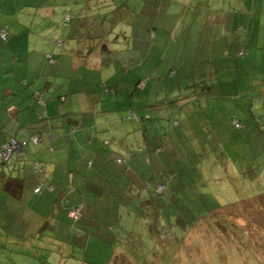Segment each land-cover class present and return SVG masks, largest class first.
<instances>
[{
	"label": "rangeland",
	"instance_id": "obj_1",
	"mask_svg": "<svg viewBox=\"0 0 264 264\" xmlns=\"http://www.w3.org/2000/svg\"><path fill=\"white\" fill-rule=\"evenodd\" d=\"M67 1L31 0L27 13L32 19L18 39L22 45L47 46L45 72L58 77L56 87L82 89L85 106L99 108L94 116L99 123L116 115L112 127L116 121L132 123L130 109L150 114L153 119L146 123L154 121V131L132 129L129 139L135 142L137 132L149 134L150 145L144 136L137 141L141 140L138 148H145L140 157L146 158L144 166L151 171L147 177L134 176L133 187L125 183L114 194L110 187L104 190L96 205L102 215L97 228L86 229L68 216L73 206L62 207L58 223L47 231V244L43 240L29 263L108 264L116 241L108 240L106 222L114 239L135 230L143 235V250L129 253L139 260L155 240L182 242L190 233L188 248L178 250L171 264H264V196L258 197L264 193V0ZM8 26L11 39L18 29L15 19H9ZM0 42V60H14L15 47L7 50V42ZM16 44L18 48L19 41ZM104 45L110 51L95 54ZM241 50L246 54L239 56ZM26 51L20 50V57L26 58ZM45 53L54 55L57 63ZM112 85L117 88L110 91ZM30 91L26 89L12 103L24 105ZM0 98L8 100L2 92ZM116 105L122 109L114 111ZM105 109L113 111L100 115ZM234 114L242 128L233 123ZM49 120L62 124L55 117ZM63 122L68 124L69 119ZM157 129L171 139L159 154L156 148L162 143L152 141ZM24 137L18 140H27L25 156L33 161L34 142L28 134ZM152 152L158 158L153 164ZM214 155L216 165L211 160ZM99 159H94L97 173L119 167L114 160ZM106 180L125 182L119 177ZM72 193L73 189L62 193L68 205L74 202ZM118 198L125 204L121 210ZM104 206L110 207V219ZM222 224L235 233L226 232ZM95 228L96 239L103 243L88 242L83 250L85 239L78 238L93 237ZM119 264L134 263L126 258Z\"/></svg>",
	"mask_w": 264,
	"mask_h": 264
},
{
	"label": "crops",
	"instance_id": "obj_2",
	"mask_svg": "<svg viewBox=\"0 0 264 264\" xmlns=\"http://www.w3.org/2000/svg\"><path fill=\"white\" fill-rule=\"evenodd\" d=\"M30 1L0 0V27L8 25L9 19H15L18 26L11 39L9 35L4 41L7 42V50H12L13 47L17 50L14 60H0V89H2L0 92L5 93L8 98V100H0L2 101L0 104V145L6 144L11 139H25L24 136L27 134L30 137L35 134L41 137L39 143H33L35 146L31 147L32 151L36 152L33 161L25 156L24 147L22 153L15 154L7 164L0 166V264H34L29 263V260L35 257L32 253L41 247V243L48 235L49 227L58 223L57 215H60L58 212L64 211L65 206L68 208L81 203L83 214L77 221L79 220L80 224L84 223V227L91 230L96 223H101L102 215L99 213L101 208L96 205L99 202V196H105V191H108L107 187H110L109 191L114 194L115 188L121 189L125 183L133 187L134 176L143 177L146 176L145 170L146 172L151 171L149 168H144L146 158L142 159L140 154L143 155L145 148H138L141 140L137 141L138 137L145 136L144 139L150 145L152 142H150L149 134L143 135L137 132V138L135 142H132L134 140L129 139V134L133 135L132 129L136 130V125L116 121L117 124L112 127L111 122L115 121L117 115L113 116L109 122L99 123L94 117L96 112H100L99 108L93 110L92 107L90 109L88 105L85 106L80 92L83 91L82 89L67 90L56 87L55 79L58 77L45 72L49 64L44 56V49L47 46H35L29 43L22 45L18 38L29 27V19H32L27 13L31 7ZM213 5L216 7V4ZM0 41L3 40L0 38ZM18 41L19 47L16 48ZM20 50H27L24 52L27 53L26 58L20 57ZM100 52H102L101 49H98L95 54H101ZM0 53H2L1 49ZM45 55L47 57L46 53ZM54 58L53 55L50 59L57 63ZM114 87L117 88L116 85L110 88L115 90ZM29 88L31 89L30 95L27 93L28 99H25L24 105H14L12 102H15L18 95ZM39 89L43 90L41 97L40 94L38 95L43 99L41 103L35 99V94ZM22 95L24 97V94ZM5 101L12 103V106L6 104ZM118 108L119 105H116L114 111ZM111 111L113 110H102L103 113L100 115H106ZM140 112L144 114L143 111ZM74 116H83V118L77 120ZM54 117L58 118L62 124L55 125L49 120ZM65 117L69 119L68 124L63 122ZM148 124L141 122L142 129L151 133L155 125ZM139 126L140 124L137 128ZM156 132L158 129L154 137H156ZM165 138L167 139L162 146L156 148L157 154L160 153V149L165 151L167 141H171L170 138ZM152 141L155 142L156 139ZM130 150H136V152L131 154ZM152 153L153 156L150 154V159L153 164L157 157L154 152ZM105 155H108L109 159L121 156L124 161L121 162L122 164L116 163L119 167L117 166L118 168L113 172L108 170L107 173H102L99 170L97 173L94 168V159L98 157L100 162H105ZM211 160L214 165L217 164L215 157ZM37 163L41 170L35 172L34 165ZM174 175L175 169L172 175L169 173L170 177ZM108 177H119L125 182L120 181L119 184L108 182L106 180ZM12 178H19L23 181L17 182V186L14 187L15 182L12 183L14 181ZM7 182H10V185L6 189L4 184ZM39 185L44 187L40 193H37L35 188ZM99 186L101 189L98 188ZM13 187L20 191V195L11 194L10 189L12 190ZM71 189L75 192L70 197L74 202L68 205L65 200L63 201L62 193L67 190L69 192ZM97 192H99L97 195L93 194ZM118 202V209L121 210L125 204H121L120 198ZM102 209L105 216L110 219V207L104 206ZM115 216L118 218L121 214ZM104 223L109 229L110 225ZM96 228L93 230V237L89 234V237L78 238L79 235L76 234L73 241L75 242L77 238L85 239L81 243L85 245L83 250L88 247V242L103 243L102 239H96L98 233ZM110 234H107L108 240L112 239L113 242L114 238ZM52 239L61 242L64 240L62 236L60 238L52 236ZM45 244H47L46 240ZM7 248L9 250H6ZM108 254L106 253L105 256L109 257ZM85 262V264H91L87 260Z\"/></svg>",
	"mask_w": 264,
	"mask_h": 264
},
{
	"label": "trees",
	"instance_id": "obj_3",
	"mask_svg": "<svg viewBox=\"0 0 264 264\" xmlns=\"http://www.w3.org/2000/svg\"><path fill=\"white\" fill-rule=\"evenodd\" d=\"M8 25H6V26H1L0 27V30L1 29H3V28H5L6 29V31H7V33H8V36H7V38L5 39V40H7L8 39V37H9V35H10V33H9V30H8ZM0 38H1V36H0ZM3 41H5L3 38H1ZM91 50H92V48H91ZM101 51H102V53H104V52H109L110 50H109V48L107 47V45H104V48L103 49H101ZM246 54V52H244L243 50H241L240 51V53H239V56H242V55H245ZM47 56H48V58L50 59H52V54H47ZM141 82V81H140ZM137 87H139V82H138V84L136 85ZM43 89V88H42ZM42 89H39V90H37V94H35V99L38 101V102H40L41 103V99L42 98H40L41 97V93H43V90ZM112 89L110 88V91H111ZM40 94V97L38 96ZM253 98H255V96H253ZM43 100V99H42ZM119 109H122L121 107L120 108H118V109H116L117 111L119 110ZM167 112V111H166ZM158 113H160V112H158ZM164 113V112H163ZM161 115H163V114H161ZM164 116V115H163ZM128 119H130V120H132L133 122L131 123V122H129V121H122V122H127L129 125L130 124H134V125H136V130H134V131H143L144 129H142V125H141V122H145L146 123V121L148 120V119H153V117L150 115V114H146V113H144V114H142L141 112H137L136 110H133V109H130L129 111H128ZM168 119L171 121L172 119H171V117L170 116H168ZM176 122H175V124H178V121L177 120H175ZM147 123H149L148 125H155L156 126V123L154 122V121H148ZM146 123V124H147ZM233 123L234 124H236V126L237 127H240V128H242L243 127V124H241L240 122H238V121H236V117H235V114H234V119H233ZM140 124V126H139V128H137L138 127V125ZM165 128V127H164ZM145 132V131H144ZM169 133H171V131H169ZM157 134V133H156ZM158 134H159V136H161V139L160 140H157V135H156V137H154V139H156V141L155 142H157V143H162L163 144V142L165 141V139H167V138H165L166 136H164V134L163 133H159L158 132ZM35 135H38V134H35ZM35 135H33V136H31L30 138H31V140L33 141V138L32 137H34ZM147 135V134H146ZM40 136V135H39ZM145 137V136H144ZM164 137V138H163ZM41 138V137H40ZM15 140H17V142L19 143V144H22V143H25V144H23V145H21L14 153H13V155L8 159V160H3L1 163H0V166L1 165H5V164H7L8 163V161L15 155V154H19V152H21L22 153V150L24 149V147L26 146V144H27V140H23V141H20V140H18V139H15ZM34 142V141H33ZM36 144V143H35ZM1 146V145H0ZM159 146H162V145H160L159 144ZM141 148V147H140ZM106 150V149H105ZM137 150V149H136ZM136 150H130V153L131 154H133V153H135L136 152ZM107 151V150H106ZM157 151V150H156ZM108 152V151H107ZM213 157H215V155L213 156ZM215 159H217V157H215ZM105 160H107V161H113L114 160V162L116 161V163H121L122 161H124V159L120 156V157H117V158H110L109 159V157H108V155H105ZM36 165V164H35ZM35 165H34V168H35ZM144 168H146V167H144ZM36 172V171H35ZM111 172H113V171H111ZM176 172V171H175ZM145 173H146V170H145ZM14 181L12 182V183H14V187H16L17 186V182H19V181H21L22 179H19V178H12ZM23 181V180H22ZM10 182H7V183H5L4 184V188H6L7 189V186L8 185H10L9 184ZM162 185V187L164 186L165 187V184H159L158 186H161ZM14 187H13V189L11 190L10 189V192H11V194H13V195H20V191L18 190V189H14ZM122 188V187H121ZM157 189H158V191L160 192V190H159V188L157 187ZM141 190V189H140ZM138 191V190H137ZM259 196H264V193L263 194H261V195H258V197ZM244 202H245V199L243 200ZM249 202H252V198H250V201ZM80 205V204H79ZM79 205H75V206H73V207H76V206H79ZM229 206H231V207H233L234 206V204H232V205H229ZM72 207V208H73ZM221 208V207H220ZM71 209V208H70ZM69 209V210H70ZM218 213V212H217ZM68 215H69V211H68ZM70 217V216H69ZM71 218V217H70ZM72 219V218H71ZM212 219V218H211ZM218 220L220 219V216H219V218H217ZM75 222L77 221V220H74ZM209 223H211V220L210 221H208ZM102 223V222H101ZM198 223V222H197ZM224 227H225V229L224 230H226V232L227 231H229V232H233V233H235V231H233L231 228L229 229L228 228V225H224V224H222ZM195 226V224L192 226V230H193V228H195L194 227ZM191 230V231H192ZM108 231L109 232H107V234H110V235H113V230H112V228H110L109 227V229H108ZM190 231V232H191ZM136 232H138V230L136 231H134V232H132V234H128V236L126 237V238H122V239H114V241H116V242H114V243H112V244H115V249H114V251H113V255H112V257H111V259H110V261H109V263L108 264H119L120 263V261L121 260H126V258H129L131 261H133V263L134 264H171V258L172 257H175V256H177V254H178V250H179V252L181 251V249L182 248H188V242H187V237H188V235L190 234H188L185 238H184V242L182 241V242H180V240L178 241V242H176V241H172V240H175V239H171V240H169V241H167V242H165L164 241V239H159L158 241L157 240H155L153 243V245H152V247H151V249H150V251H148L147 252V254L145 255V257L143 258V259H141V260H139L138 259V257H132L129 253H132V252H134V251H137V250H143V246L142 245H140V238L141 237H143V235H140V234H137ZM147 234V233H146ZM150 235V234H149ZM113 237V236H112ZM150 237H152V236H150ZM144 238V237H143ZM154 239V238H153ZM143 241H144V239H143ZM241 241V240H240ZM176 243V245L175 246H173L174 244ZM183 243V244H182ZM91 264H94V263H91ZM175 264H177V263H175Z\"/></svg>",
	"mask_w": 264,
	"mask_h": 264
},
{
	"label": "built area",
	"instance_id": "obj_4",
	"mask_svg": "<svg viewBox=\"0 0 264 264\" xmlns=\"http://www.w3.org/2000/svg\"><path fill=\"white\" fill-rule=\"evenodd\" d=\"M0 36L1 38H3L4 40L7 38L8 36V33L6 31L5 28L1 29L0 30ZM33 138V141L34 143H39L40 141V136L39 135H35ZM25 143H22V144H19L17 142V140L15 139H11L10 141H8L6 144L4 145H1L0 146V163L3 161V160H8L12 155L13 153L21 146ZM40 166L39 164L37 163L35 165V171L38 172L40 171ZM43 185H39L35 188V192L37 193H40L41 190L43 189ZM82 205H79V206H76V207H73L69 210V216L74 219V220H77L80 218L81 214H82Z\"/></svg>",
	"mask_w": 264,
	"mask_h": 264
}]
</instances>
